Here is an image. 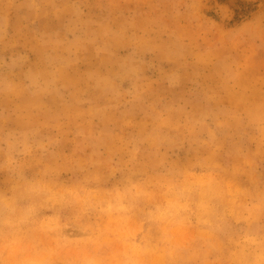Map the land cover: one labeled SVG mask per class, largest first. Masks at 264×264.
<instances>
[{
  "label": "rangeland",
  "instance_id": "rangeland-1",
  "mask_svg": "<svg viewBox=\"0 0 264 264\" xmlns=\"http://www.w3.org/2000/svg\"><path fill=\"white\" fill-rule=\"evenodd\" d=\"M0 264H264V0H0Z\"/></svg>",
  "mask_w": 264,
  "mask_h": 264
}]
</instances>
